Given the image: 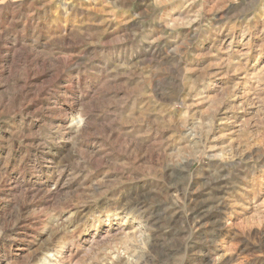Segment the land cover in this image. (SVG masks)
I'll use <instances>...</instances> for the list:
<instances>
[{
	"label": "rangeland",
	"instance_id": "obj_1",
	"mask_svg": "<svg viewBox=\"0 0 264 264\" xmlns=\"http://www.w3.org/2000/svg\"><path fill=\"white\" fill-rule=\"evenodd\" d=\"M0 264H264V0H0Z\"/></svg>",
	"mask_w": 264,
	"mask_h": 264
}]
</instances>
